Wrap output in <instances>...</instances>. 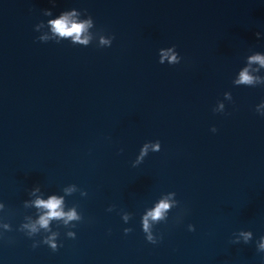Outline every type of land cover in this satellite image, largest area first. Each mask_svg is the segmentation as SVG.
I'll list each match as a JSON object with an SVG mask.
<instances>
[{
    "label": "water",
    "instance_id": "95a60500",
    "mask_svg": "<svg viewBox=\"0 0 264 264\" xmlns=\"http://www.w3.org/2000/svg\"><path fill=\"white\" fill-rule=\"evenodd\" d=\"M257 54L264 0H0V264H264Z\"/></svg>",
    "mask_w": 264,
    "mask_h": 264
},
{
    "label": "clouds",
    "instance_id": "9594fccd",
    "mask_svg": "<svg viewBox=\"0 0 264 264\" xmlns=\"http://www.w3.org/2000/svg\"><path fill=\"white\" fill-rule=\"evenodd\" d=\"M47 15H51V12L46 13ZM74 15V13L72 14ZM92 18L89 16V18L81 23L75 22L70 15L64 14L61 15L59 19L51 20L49 21L53 33L61 36V37H72L76 41H80L81 43H87V40H81V35L83 32L92 25ZM259 35V33H257ZM46 39L45 37H40L38 40ZM102 43H106L105 41H102ZM175 48V47H174ZM172 61H175L176 64L180 63V60L177 61L176 56L171 57ZM251 61L258 62L261 66H264V56H261L259 54L254 55L251 57ZM236 84H245V85H253L254 81L251 76L248 75L247 70L245 69L243 72L240 73L239 80L235 81ZM221 108H223V105H221ZM260 108H264V102L259 104L256 108V111L261 115L264 116V112L259 111ZM213 132L216 131L215 128L212 129ZM61 201L57 200L56 198H52L49 202L43 203V202H37L38 206H43L44 208L49 210L48 216L41 217L40 224L43 227H46L48 224L49 217H59L64 215L62 212L56 211V209L59 208ZM169 205L165 202H161L160 205L155 209L154 212L149 213V215L153 219H158L161 217V210L167 209ZM68 219H74L75 213H68L67 214ZM147 218H145V231H147ZM148 240L152 243H155L153 241L152 237L149 236ZM46 243H49L51 246L52 251L57 250V246L54 243H51V240L46 241ZM35 247V246H33ZM260 248L264 250V237H262V242L260 244Z\"/></svg>",
    "mask_w": 264,
    "mask_h": 264
}]
</instances>
